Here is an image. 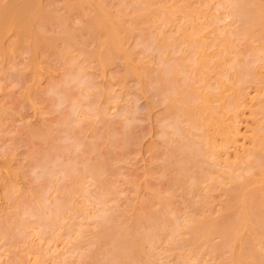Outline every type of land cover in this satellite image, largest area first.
<instances>
[{"label": "rangeland", "instance_id": "rangeland-1", "mask_svg": "<svg viewBox=\"0 0 264 264\" xmlns=\"http://www.w3.org/2000/svg\"><path fill=\"white\" fill-rule=\"evenodd\" d=\"M11 1L12 0H0V13H1L0 17L2 15V12L4 14L2 18H0L3 19V21H0L1 22L0 28L3 34L2 35L0 31V34L2 35V37L0 36L2 40V41L0 40V264H91V263L100 264V262H102L103 260L109 261V259H111L110 257L109 259L107 258L109 256V253L107 254L108 256H106L105 254L109 252L110 246L113 244L111 243V245H109L110 244L109 240L116 239V237H118L117 238L118 243L116 242L117 254L118 253H119L118 255L124 254L122 259L120 258L121 262L122 261L126 263L129 262L131 264H138V263L160 264L162 262H163L162 264H164L165 261L166 264H186V263L192 264L193 262H194L193 264H197V263L239 264V262L241 264H260V262L264 264L263 261L264 238L262 237L264 232L262 234L261 231V230L264 231V220H263L264 208L261 209L259 208L264 206V153L262 154V152H264V144H263L264 139H262L263 142L262 144H260V146H256L255 144H253L251 138L245 139L253 135L252 132L255 131L256 126L257 128L259 127L258 129L264 130L263 129L264 117L263 118L261 117L260 119L262 121L260 125L262 124L263 127L259 126L258 123L261 121L257 122L254 119V116L256 115L253 116L250 112L254 107L250 108L248 105L251 103L250 104L251 106L255 98L252 97L253 99L252 100L251 96L255 94L257 95L258 94L257 92L261 91V89H262L261 95L264 94V93L262 94V92L264 91L263 88L264 70H262L264 69V61H263L264 44H262V41L256 39L257 41L254 40L252 43L251 40L249 42V40L245 38L241 39V37H243L242 35H240V39H238L234 31L238 32L241 29L240 28L241 26L239 27L237 23H234L235 20L233 22L230 21L232 20L231 17H227L226 20L224 18V20L220 21L218 24L222 26V24L223 23L225 24V22L233 23L229 27L230 29H233L231 31L234 36L232 34L229 35L230 37L232 35V37H234L235 40L238 39L239 42L235 40L232 41L233 39L231 37L230 39L231 42L233 44L238 42V44L236 43L235 45H233L234 48L233 51L228 52L229 54L225 55L224 57L225 60L224 59L221 60L224 61L222 63L223 65H221L223 67L221 68L220 66L218 67L213 66L212 68L209 69V72L210 70L212 72L207 74L209 75L208 77L211 78L209 79L205 78L207 82L211 80L210 81L211 83L209 82V84L212 85L209 87V89L211 90V87L212 89H214L215 88L214 86L217 85L218 82L215 78L217 75H220L218 74V72H220L221 70H224L225 68L229 70L233 66L232 69H230V71L236 73L238 72V70H242L241 68L243 66L244 67L246 66L245 68H249V69L251 68L250 69L251 74L249 73V69L246 72L245 70L241 73L240 71L238 72L241 75L240 77L241 79L244 78L243 80L245 81L248 80L249 82H245L246 83L245 84L243 80H241L239 77L237 78L236 76L238 75H236L235 83L238 82L237 80L239 79L240 81L239 83L241 85L237 86V84L239 83H236V85L234 83L231 86H227L228 88L225 87L227 88L226 90H223L225 95L227 92L226 96L232 97V95H236L239 92L238 90H240L239 88L243 86L242 88L245 87L244 91L241 88L242 92L243 93L245 92L243 98L247 99L245 100V103L248 101L247 104H244L245 107L244 109L243 106L242 108L240 107L238 109L234 108V106H231L232 108L231 110L234 109L235 112L233 111V113L231 114L232 116L231 115L230 116L234 118L233 120L234 122L233 121L232 122L235 125L233 124V126L234 129L238 128V130H236V132L238 131L237 138H240L238 139L237 142L238 144L235 143L234 145H232L231 143H229L230 145L226 148L227 153L225 154L221 150V146H220V152H223L220 153L221 155L223 154L221 159L225 160L224 158L228 157L227 155H230L228 162L229 163H231L232 161H234L233 163L237 162L236 163L237 166H233V167L235 168L237 167L238 169L240 168L241 171L243 169L244 173H242L240 170L237 169V171H239V173L243 175V177L240 179V176L242 175H240L239 173L237 174L235 168L232 167L231 169L233 170H231L230 168L228 169L227 166H224L225 164L226 165L228 164L227 161L224 162L221 160V162H224L221 165L219 159L218 160L219 163L217 162V164L214 163L215 165H213L211 163V160L209 161L208 159H206V155H204L203 151H202L203 153L198 152V149H200L201 146L199 145L198 148H196L197 145L195 141L200 140L201 137L199 139L198 135L190 136L192 135L190 132L192 129L184 125V123H186L184 122L186 119L184 120V117H180L178 114V110L176 108L178 104L176 102H179L176 100L178 97L185 96L186 94L185 97H188V101L190 100L189 103H191V105H194L195 102L199 101V98L198 101L194 99H196L199 96L198 92H196L197 90L196 88L199 86L198 82L200 80L199 81L197 80L200 79L199 78L200 76H202V73H200V71L199 73L197 71V73L201 75H197V73H195L194 64L187 65L188 63H190V61H192L190 60L192 58L191 56H188L186 58L187 61L181 60L182 59L181 56H183V58L185 59V57L189 54V52L187 51L191 47H188L187 44L185 43L186 44L185 45L183 42L181 43V45H178L180 41H183L182 36L180 35L181 37H179V34H181V30L178 29V26L176 24L179 23L181 19L180 14L178 16L180 19H178L176 22L174 20H171V22L167 21L168 23H165V21L163 20L158 21V19L162 17V13H163L162 9L159 8V4L157 3L158 0L157 1L156 0H14L12 2ZM153 1H154V6L152 4ZM172 1L173 3L175 2L177 6L181 7V3L184 4L182 6H185L186 3L187 4L189 2L193 3L192 1L194 0L192 1L178 0V2H176L177 0H170V1L162 0V5L165 7H171L172 5H174L173 7H171V9L172 8L178 9V7L175 5V3L173 4ZM216 1L213 0V2L215 3ZM260 1L264 2V0H260ZM158 2L161 3V1ZM215 3L214 6L216 7L217 4ZM148 4L149 5L152 4L153 7L150 5L151 6L150 8H154V10H152L153 12L149 11ZM218 7L215 10L211 9L213 10L212 12L217 13L216 11H218ZM5 8L7 10H5ZM98 10H100L105 15H107V18L109 17L106 20L109 23L104 22V24H109L110 30L112 29L111 33H113L116 36L117 34H119L120 41H123V46L121 44L122 52L119 53L117 52L116 55H114L111 58L109 55H108L109 58H107L106 55L107 59L102 58L103 59L102 62H100L101 60L97 59L95 55H97L98 52H100V50L102 51L103 45L106 48L107 45H105L106 43L104 41L106 40V36H103L102 33L100 32L93 31L94 29L92 25H90L92 24L90 23V21L92 22V19L93 20L97 19L101 21V18L98 15ZM148 12H150L151 14ZM220 13L222 12L220 11L219 14ZM21 14L24 17H22ZM155 14L157 15L160 14L159 16L161 17L158 16L159 18L157 19L156 18L157 16ZM115 15L117 16L114 17ZM153 15L155 17H151ZM23 18H25V20ZM116 23H120V24H116ZM234 25L235 27L237 26L238 29L237 27L235 28ZM96 33L97 34L100 33V34L96 35ZM159 33L161 35H159ZM163 35L164 37L166 35V38H163L162 37ZM99 36H103V37H99ZM81 37L82 39H84V41L81 39ZM159 37L163 38L162 42H160ZM167 37H169V39L172 40H170L169 42V39H167ZM178 37L180 40L178 39ZM177 39L179 42H177ZM245 40L247 41L245 42ZM252 44H254L255 46L257 45L258 50L255 47L256 48L255 50L257 51L253 49L254 45ZM184 45L187 46L186 47L188 48L187 51L186 49H184ZM250 46L252 47L251 50L249 48ZM155 47L156 49H154ZM174 48L175 49L177 48L176 49L177 52L174 50ZM230 48L232 50V47ZM252 49L254 50V52ZM172 50H174L175 52ZM103 51L101 53H103ZM124 52L127 54L125 55ZM191 53L193 52H190V55L193 56V54ZM259 54L260 56L262 55L261 60L257 59L258 58L257 56ZM99 55L100 54H98L97 56ZM127 55H129L128 57L129 60L125 58ZM174 56L176 58H174ZM229 56L230 57L233 56L232 58L234 59V60H231L232 58L230 59L232 61L230 62V65L233 64L231 67L230 65L229 67H227L230 61ZM177 57L180 58L179 61L181 63H184L183 65L185 64L187 65L184 66L186 68V71L185 70L183 71L182 69L180 70V68L184 69V67H182L183 65L180 66L181 65L180 62L179 63L177 62L176 60L178 59ZM254 57H256V60L254 59ZM235 58L239 61V63H235V61L237 62ZM165 59L167 60L169 59V60L165 61ZM241 59L244 60V62H246L247 65L246 64L244 65V62ZM162 61L167 63L171 61V63L174 65L168 63L166 66L164 65V68H162L163 67L162 64H165ZM240 61L241 64H243L241 65L242 67L240 66ZM106 62L107 64H105ZM251 62H253L252 63L253 65L251 64ZM129 63L132 65L134 64V66H131ZM125 65H127L128 67H126ZM169 66L172 67L170 68ZM236 66L237 69H235ZM131 67L133 69L137 68V70H139V75H136L138 78L135 75L125 71ZM165 67L167 69L169 68V71H167L169 74L165 72L167 70ZM160 69L161 71H164V73L159 72ZM162 69H166V70H162ZM253 69H256L258 72H260V75L258 76L259 73ZM140 70H142L141 73ZM189 72H191L189 74L190 80H188ZM159 73H161V75ZM183 73H185L186 75H184ZM159 76L161 78L163 77L162 78L163 80H161ZM193 76H199V77H195L196 79L197 78L198 79L193 80L192 79L194 78ZM224 76L225 75H223V77ZM175 77H179L180 79ZM181 77L184 79L186 78L188 82L192 80L191 82L195 81L194 83H196L197 81V85H196L197 87L195 86L194 83L190 82V85L186 88L187 91H185V89L183 88H185V84L187 85L188 83H186L187 82L186 79H185L186 82L182 81ZM219 77L220 79L223 78L220 75L217 77V79H219ZM253 77L255 81L252 80ZM259 77H261L262 79ZM224 78H227V76ZM64 79L66 82H68L67 83L68 85L65 84L66 82L64 83ZM170 79H172L171 82ZM232 79L234 80V76L232 77ZM160 80L163 81V83ZM212 81H214V83ZM80 82L81 84H79ZM77 83L79 84L78 86H76ZM86 83L90 84V88H88L89 85H87ZM158 85L161 86L159 87ZM60 89L63 90L61 91ZM69 89H71L70 92H67L69 91ZM179 89H181V91L184 90V92L180 94V92H178ZM192 89L195 90L198 96L196 95L194 90L192 91ZM209 89L207 88L206 90ZM173 90H176L177 92V93L175 92L176 95L172 93ZM65 92H67V94ZM106 92L111 95L107 94ZM168 93L170 95V98L166 99V97H169V95H167ZM191 93L194 95L192 96ZM224 93L221 94V97H223ZM57 94L59 96H57ZM77 96L79 97L78 99ZM229 97L220 98V100L217 101V103H215L214 105L218 107L220 105V101L224 103L225 100H226L225 104H227V102L231 100L229 99ZM74 99L75 102L71 103L72 100L74 101ZM87 99L90 103L87 101ZM170 101L173 102V105H171L172 103H170ZM191 101L194 103L192 104ZM59 103L62 105H60ZM56 104L59 105V107ZM76 104H81L80 106L82 110H84L83 113L80 114L72 113L74 109L73 107H75ZM89 104L90 105L92 104L93 106L89 107ZM260 104H257L258 108L261 107L264 103L261 106ZM179 105H182L181 102H179L178 106ZM239 110L241 113H239ZM262 111H264V109ZM262 111L261 113H258L257 115V117L259 116L258 118H260V116H264ZM234 113L237 114L235 115ZM175 116L179 117L178 120L182 123V125H184L183 127L187 128L184 129L186 130L185 135H176L175 133H173L174 132L173 128H170L171 126L169 125L172 123L171 118L173 119V121L175 119L176 122H179ZM180 118L183 119L184 121L180 120ZM165 123H167L168 126ZM162 124L163 125L165 124V126L162 127ZM186 125H189L188 122L186 123ZM164 131H169V133L166 134ZM163 132L166 135L163 134ZM195 133L203 135V132L201 131H197ZM180 136L182 137L180 138ZM183 136L186 140L183 138ZM217 139H219L217 142L221 144L224 143L223 136L217 135ZM192 142L195 143L194 144L195 146L192 145L193 144ZM183 143H187L185 144L186 146ZM188 143H191V145L189 146ZM187 145L189 147H187ZM261 145L263 147H261ZM192 147H195L197 151L195 148L192 149ZM245 147L247 149L253 147V152L256 151V154L255 153L254 155L252 154L251 156L252 158L250 157L251 155L250 154L249 157L243 159L244 151L246 149ZM183 150H185V152ZM199 151H201V149ZM181 152H183V155ZM239 152H241L242 154H240ZM188 154H190V156H186ZM239 154L240 156L241 155L243 156L240 157ZM190 157H192V159H190ZM240 158L243 159L242 160L243 162L240 161L241 160ZM175 159L178 161H175ZM246 159L247 160L250 159V160L247 161ZM201 160L202 163L200 164L199 162ZM258 160L260 163H258ZM261 160L263 161L261 162ZM197 164L198 165L200 164L201 165L200 167L202 169L200 167L197 168L198 166H195ZM206 164L209 165L210 167L212 166V168H210L209 166L207 167ZM243 165L244 167H242ZM250 165L251 166L253 165L255 167L253 166L251 167ZM87 166L88 168L93 167L94 169H97L99 171L100 173L99 176L101 177L97 178L96 180L97 184L95 183L96 181L94 178L92 179L91 176L87 175L86 173ZM240 166L242 167V169ZM181 167H183V169ZM204 167L206 169L210 168L211 172L209 169L205 170ZM107 168L109 169L107 170ZM250 168H253L254 170H251ZM185 169L187 171H185ZM248 169L250 170L247 172L246 170ZM203 171L204 174L213 172V174L210 175H212L213 178H215V180H213L214 182L211 181L210 179L207 181V179L200 178L201 176H199V180H197L199 182L197 183L194 176L196 175L197 172H203ZM251 171L254 175H252ZM228 172H230V174ZM231 172H233L232 175ZM187 173H189L190 175ZM183 174H185L184 176L187 175L188 178L187 177L184 178ZM66 175L67 176L69 175L68 176L69 178ZM228 175L229 176L231 175L230 177L236 176V178H238L239 181L238 180L237 182L232 181ZM220 176H224V177H220ZM177 177L178 178L181 177L180 180H178L180 184L177 183L176 181ZM101 178H103L102 183H101ZM188 179L191 182H189ZM192 179H194L196 182H194V180L192 181ZM243 181L246 182H244L243 184ZM171 182L172 183L176 182L177 184L176 183L172 184ZM208 183L211 184L212 186L209 185ZM104 185L106 187L109 185V187L111 188L108 187L107 190H105L106 187ZM177 185H179L180 187ZM185 185L186 187L188 185L189 189L188 187L185 188ZM193 185H194V189H193ZM213 185L216 188H214ZM95 186H96V190L94 189ZM186 189H188L189 191ZM102 190L105 191V194ZM81 191L82 193H84V195L81 193ZM66 192L67 194H65ZM85 192H88L89 194ZM80 193L83 195V197L81 196ZM92 194L101 195L102 200L107 201V203L103 201L105 203L102 202L101 205L99 203H98L99 205L98 204L96 205L93 202V198L91 197ZM74 195H76L77 198ZM158 195H160V197H158ZM84 197H87L86 198L87 200H85ZM160 198L163 200H161ZM72 199H74V201ZM83 199L86 202L89 200L91 201L88 202L89 204L87 203V205H85L86 203L83 201ZM71 200L72 202H75V200L77 202L78 201L81 202V204L79 205L80 207L78 208L79 211L72 209L76 211L74 212L70 209L73 208L72 207L73 203L67 201H71ZM245 200H247V203ZM243 201L245 202V204ZM54 202H56L57 204ZM82 202L85 203L84 204L85 206H83ZM90 202L92 204H90ZM241 202H243V205L246 206V211H248L247 213L248 217L249 216L251 217V215L253 217L254 215L253 219L251 217L248 220L250 221V219H252L251 220L252 222L250 221L252 224L250 222H247L243 226V229L242 227L240 229L241 231L239 233L241 234L240 236L242 238L239 239H243L244 241L243 240L239 241V239L235 241L230 240V237L223 238L221 237L220 234H218V232L215 233V231L214 233L211 232V235H209L208 237H207L208 233L207 234L206 232L203 233L202 230L203 226L201 224L204 225L206 224L205 228L207 227V225H212L213 222L214 223L216 222L219 226H221V224L226 225L227 222L230 224L237 218L238 219L241 218L243 216V212H242L243 209ZM53 203L55 204L54 206ZM58 203L59 204L70 203V204H68L67 206L62 205L66 207L65 213L63 212L65 214V217L64 219L59 221L60 222L59 224H61V228L56 229L57 226L59 227V224L55 227L56 229L55 232H57V234H60L58 235V237L61 236L59 240L55 243V241L49 240L50 238L49 234H46L45 232L43 233L39 230L41 225H39L38 222L39 223L42 222L44 219L43 217L44 216L46 217L49 211L54 212L53 210H55V206L58 205ZM238 204L241 205V207ZM259 204L260 205L263 204V205L260 206ZM46 205L48 207L51 206L53 208H48V207L45 208ZM68 207L70 208L67 210ZM99 207H100L99 213L101 214L102 211L103 214H105L107 211L108 214L110 211L108 215H101V219L105 218L104 216H107L108 223L106 220H103L104 221L103 223L100 222L102 224L105 223V225L108 226V228L106 226V228L108 229V231L106 230L107 235L110 234L113 237L115 233L117 234L119 232V235L112 239H110L111 236L109 235L110 237L109 240H106L107 242L104 240H99V238L95 237L97 236L95 232L97 231L99 232V230L102 229V228H98L97 225L98 223L95 224V222L100 220V214L97 213L98 210H96L97 208L99 209ZM105 209L107 210L106 212ZM68 211H70V213ZM88 211L92 213H89ZM164 211L167 212L165 213ZM37 212L38 214H36ZM171 212L173 215H171ZM256 212L257 213L259 212L263 217L261 216L262 218L260 219L259 213H258L259 218L256 217L255 216L257 214ZM51 214L53 213H50V215ZM148 214L149 215L151 214L152 217H150ZM39 215L41 216V218L39 217ZM95 215L99 217L98 218L99 220L96 218ZM108 216H111L109 217L111 220H109ZM93 217L96 219H94ZM148 217L150 219H147ZM152 218H154V220ZM174 218L175 220H177L178 218L177 220L179 221L178 223H181L182 225L186 224L189 221L188 223L190 224V226L188 225V223H187L188 225L187 228L186 226H181V227L179 226L177 228L178 230L175 229L174 234H171L170 232H172L174 229L172 225L173 227L172 231H169L168 234L167 233L168 228L171 226L170 221H174ZM136 219L138 220L139 223L136 221ZM183 219L185 220L183 221ZM218 219H220V221ZM261 220L263 221V223ZM151 221L154 226L151 224ZM153 221L154 222L157 221V223H154ZM257 221L262 225L260 226L257 223ZM78 222L79 224H77ZM198 222H200L201 224H197ZM254 222H256L255 223L256 225H254ZM19 223L21 224V227ZM161 223L165 225L163 226ZM194 223H196L201 227L200 231H202V233L199 230L195 229L194 226L196 224L192 225ZM249 224H251L252 226H249ZM158 225L159 227H161V229L159 228V231L157 230ZM124 226L126 227L122 229ZM136 226H139L138 229ZM140 226H142L143 228ZM146 228L149 229L148 230L149 232H147ZM247 229H249V231ZM130 230H134L135 233L134 231H130ZM151 230L153 231L151 232ZM169 230H171V227ZM140 231L141 233H139ZM175 231H177L178 233L176 232L177 233L176 234ZM191 231H194V233L196 234L193 235ZM37 232L38 234L40 232V234L38 235ZM121 233L123 236L120 235ZM128 233L129 234L132 233L131 234L132 239H131V235H129L130 239L128 238L129 237ZM142 235L143 236L145 235L147 240L146 238L142 240L140 238ZM174 237L175 238L177 237L178 239H175ZM202 238L204 241L202 240ZM66 239H68V241ZM223 239L225 240V242L223 241ZM88 241L89 243H87ZM92 241H95L98 246L96 244H92ZM122 241L124 242L121 243ZM226 241H228L227 242L228 244L226 243ZM130 242L131 243L133 242V245L135 244L137 245L139 242H141L142 244L139 243L137 246H134V248L132 249V246H130L131 248L127 246L128 244L129 245L131 244ZM231 242H233V244ZM246 242H248L249 244L248 243L246 244ZM32 243L33 244L35 243L36 245L35 244L33 245ZM52 243L55 244L56 252H55V248L52 247ZM85 243H87V245ZM234 244H236V246ZM88 245L91 246L94 245V246L89 247ZM117 245H119L120 247ZM216 245H218V247ZM83 246L85 247L88 246V247L83 248ZM211 246L217 247V250L216 248L214 249V247L212 248ZM137 247H138V251H136ZM113 248L115 250L114 246ZM46 249L48 251H46ZM86 249H88L89 251ZM211 249H213L214 251H212ZM85 251H88V253H86ZM132 251H134V254H132L133 253ZM195 252L197 254H195ZM93 253L95 254L94 257H92V255H94ZM129 253L131 254L132 257L128 256L130 255ZM55 254H56V258L53 256ZM89 254H90V258H89ZM113 254L114 257L117 255L115 253ZM233 255L235 259L233 258ZM243 255L245 258L243 257ZM42 257L44 258V260ZM119 257L118 256L116 257L118 258L116 261L119 260ZM130 257L133 258V260L131 259V261L134 263L130 262ZM162 259L163 261L161 262ZM247 259L249 261L246 262ZM69 260L72 262H69ZM105 262L107 263V261ZM101 264L104 263L102 262Z\"/></svg>", "mask_w": 264, "mask_h": 264}, {"label": "bare ground", "instance_id": "bare-ground-1", "mask_svg": "<svg viewBox=\"0 0 264 264\" xmlns=\"http://www.w3.org/2000/svg\"><path fill=\"white\" fill-rule=\"evenodd\" d=\"M12 1H14V0H12ZM11 1V2H12ZM157 1V0H156ZM158 1H161V3H159ZM157 1V3L159 4V8H161L162 9V11H163V13H162V17L161 16H159V15H157L158 14V12H157V14H155L157 17V19L159 18V17H161L160 19H158V21H160V20H163V21H165V23H168L167 21H170L171 22V20H174L175 22L178 20V19H180L178 16H179V14L181 15V19H180V21H179V23H176L177 24V26H178V29L179 30H181V34H179V37H181L182 36V38H183V41H178V39H179V37H178V39H177V42H179L178 43V45H181V43L183 42L184 44L186 43L187 44V46L188 47H191L190 49L191 50H193V51H191L190 49H188V48H186L187 46H185L184 45V49H186V51H187V49H188V51L187 52H189V54L185 57V59L183 58V56H181V60L183 61V60H185V61H187L186 60V58L188 57V56H191L189 59L190 60H192V61H190V63H188L187 65H192V64H194V66H195V73H197V71H198V73H199V71H200V73H202V76H193L194 78H192L193 80H197L195 77H199L200 79H198L197 81H199L198 83H199V86L197 87L196 85H197V81H196V83H194L195 81H193V82H191V83H194L195 84V86L197 87L196 89V92H198V95H197V93L195 92V90L194 89H192V91L194 90V92L196 93V95L198 96L196 99H194V100H197L198 101V98H199V101L198 102H195V104L194 105H191V103H189L190 102V100L188 101V97H185L186 96V94H185V96H180V97H178L176 100L177 101H179V102H181V104L182 105H179L178 106V104H179V102H176V103H178L177 104V110H178V114H179V116L180 117H184V120L183 119H181L180 118V120H183L184 122H188V124L189 125H186V123H184V125L185 126H188V127H190L192 130L190 131L191 132V134L192 135H190V136H194V135H198V138L200 139V137H201V139L200 140H197V141H195V143H196V148H198V146L200 145L201 146V151H199L200 149H198V152H204V155H206V159H208L209 161L211 160V163L213 164V165H215L214 163H216L217 164V162L219 163V161H220V163H221V165L224 163V162H226L227 161V165L225 164L224 166H227L228 167V169L230 168H232L233 166H237V162L236 163H233L234 161H232L231 163H232V165H231V163H229L228 162V160H229V156L230 155H227L228 157H225L224 159L225 160H222L221 158H222V155L220 154V153H223L224 152V154L225 153H227V147L230 145L229 143H231L232 145H234L235 143H237L238 142V139H240V138H237V132H236V130H238V128L237 129H234V126H233V120H234V118H232L231 116V114L233 113V111H234V109L233 110H231L232 108H231V106H234V108H242V106H243V109L245 108L244 107V104H247L248 103V101L245 103V100H247V99H244L243 97H244V93L242 92V89H243V91H244V88H239L240 90H238L239 92L236 94V95H232V97L230 96H226L227 95V92H226V95H225V93L223 92V90H226L228 87L227 86H231V85H233L234 83H235V76L236 75H238V76H236L237 78L239 77H241V75L238 73L239 71H240V73L241 72H243L244 70H245V72L246 71H248V69L249 68H245L244 66L242 67L241 65H243V64H241V61H240V66L242 67L241 69L242 70H238V72H236V73H233V72H231L230 71V69H232V65H230V62H232L231 60H234L232 57H228L229 58V64L227 65L226 63V65H227V67H229V65H230V69L228 70V69H224V70H221V69H219V70H221L220 72H218V74H220L221 75V77H223V75H225L224 77H226L227 76V78H221L220 79V77H219V79H217V77L218 76H220V75H217L216 76V80H217V85L216 86H214L215 88L214 89H212V87H211V90L209 89V87L210 86H212L211 84H209V82L211 81V80H209L208 82L206 81V79L208 78H211V77H208L209 75H207L208 73H210V72H212L211 70H210V72H209V69L210 68H212L213 66H216V67H218V66H220L221 68L223 67V66H221V65H223L222 63L224 62V61H221L222 59H224V57H225V55L226 54H229L228 52H231V51H233V45H235L236 43L238 44V39H240V35H242L243 37H241V39L243 38H245V39H247V40H249V42H250V40H251V42L253 43V41L255 40V41H257L256 39H258L259 41H262V44H264V2H261L260 0H215L216 1V3L215 2H213V0H194L195 1V3H194V1H192L193 3H188V4H190V5H188L187 3L185 4V6H182V5H184V4H182L181 3V7L180 6H177L176 5V3H175V5L178 7V9H176V8H172L171 9V7H173L174 5H172L171 7H165V6H163L162 5V0H158ZM170 1V0H169ZM19 2H21V1H19ZM176 2H178V0L176 1ZM184 2V1H183ZM83 3V2H82ZM152 3V2H151ZM172 3H173V1H172ZM173 3V4H174ZM214 3L215 4H217L216 5V7L214 6ZM8 4H10V3H8ZM153 6H154V1H153ZM152 4H150L151 6H152ZM164 4H165V2H164ZM180 4V3H179ZM212 4V5H211ZM89 5V4H88ZM92 5V4H91ZM96 5H97V3H96ZM149 4H148V9H149V11L151 12L152 10H154V8H150L151 6H150ZM5 6H7V5H5ZM19 6V5H18ZM152 6V7H153ZM212 6H213V8H212ZM219 6V7H218ZM9 7H10V5H9ZM99 7V6H98ZM215 7V8H214ZM218 7V11H216L217 13H213L212 11L213 10H215L216 8ZM3 8H4V6H3ZM12 8V7H11ZM158 8V7H157ZM211 9H213V10H211ZM3 10V9H2ZM5 10H7L6 8H5ZM18 10V9H17ZM16 10V11H17ZM101 10V9H100ZM100 10H98V15H99V17L101 18V21H99V20H97V19H92V22L90 21V23H92V24H90V25H92V27H93V31H95V32H100V33H102V35L103 36H106V40H104L105 41V45H107L106 46V48H105V46L103 45L102 46V51H103V49H104V51H103V53H101L102 51L100 50V52H98V54H100L99 56H97V55H95L96 57H97V59H99V60H101L100 62H102L103 61V59L102 58H106V55H107V58H109L108 57V55L110 56V58L111 57H113L114 55H116V53L118 52H122L121 51V44H122V46H123V41H120V36H119V34H117V36L116 35H114L113 33H111L112 31V29L110 30V27H109V24H104V22H107L106 20L109 18H107V15H105L103 12H101ZM144 11V10H143ZM142 11V12H143ZM222 12V13H220L219 14V12ZM5 12V11H4ZM150 12H148V13H150ZM153 12V11H152ZM94 13V12H93ZM95 13H97V12H95ZM155 13V12H154ZM160 13V12H159ZM1 14V13H0ZM6 14V13H5ZM8 14V13H7ZM113 14V13H112ZM147 14V13H146ZM151 14V13H150ZM4 14H3V12H2V15H1V17L0 18H2V16H3ZM11 15V14H10ZM9 16V15H8ZM21 16H22V14H21ZM95 16V15H94ZM117 15H115L114 17H116ZM159 16V17H158ZM15 17V16H14ZM22 17H24V16H22ZM114 17H113V19H114ZM119 17V16H118ZM117 17V18H118ZM151 17H155L154 15L153 16H151ZM227 17H231L232 18V20H230V21H234V23H237L238 25H239V27L241 28H239L240 30L237 32H235L234 31V33H236L235 35H236V37H238V39L237 40H235L234 39V37H232V35H233V33H232V31L231 30H233V29H230V25L231 24H233V23H231V22H229V23H227V22H225V24L223 25L222 24V26L220 25V24H218L220 21H222V20H224V18H225V20H226V18ZM21 18V17H20ZM97 18V17H96ZM155 18V19H156ZM24 20H25V18H23ZM22 19V20H23ZM165 19V20H164ZM8 20V19H7ZM19 20V19H18ZM91 20V19H90ZM125 20V19H124ZM152 20H154V19H152ZM182 20V21H181ZM0 21H3V19H0ZM17 21V20H16ZM21 21V20H20ZM19 21V22H20ZM88 21V20H87ZM114 21H116V20H114ZM151 21V20H150ZM10 22V21H9ZM154 22V21H153ZM157 22V21H156ZM1 23V22H0ZM5 23V22H4ZM86 23V22H85ZM107 23H109V22H107ZM111 23V22H110ZM121 23V22H120ZM120 23H116V24H120ZM9 24H11V23H9ZM21 24V23H20ZM20 24H18V25H20ZM152 24V23H151ZM158 24V23H157ZM156 24V25H157ZM173 24V23H172ZM172 24H170V25H172ZM226 24H227V27H226ZM1 25V24H0ZM3 25V24H2ZM112 25V24H111ZM114 25V24H113ZM153 25V24H152ZM162 25H163V23H162ZM220 25V26H219ZM236 25V24H235ZM235 25H234V27H235ZM121 26H122V24H121ZM155 26V25H154ZM160 26H161V24H160ZM115 27V26H114ZM126 27V26H125ZM237 27V26H236ZM235 27V28H236ZM117 28H119V27H117ZM122 28V27H121ZM158 28H159V26H158ZM161 28V27H160ZM173 28V27H172ZM209 28V29H208ZM233 28V27H232ZM237 29H238V27H237ZM237 29H235V30H237ZM162 30H163V27H162ZM172 30H174V29H172ZM0 31H1V28H0ZM116 31V30H115ZM118 32V31H117ZM157 32V31H156ZM174 32V31H173ZM99 33V34H100ZM104 33H105V35H104ZM119 33V32H118ZM164 33V32H163ZM162 33V34H163ZM171 33V32H170ZM1 34H2V31H1ZM0 34V36L2 37V35ZM36 34V33H35ZM99 34H97L96 33V35H99ZM167 34V33H166ZM178 34V33H177ZM229 34H232L231 35V37H232V41H238V42H236L235 44H233L232 42H231V37H230V35ZM159 35H161L160 33H159ZM181 35V36H180ZM212 35V36H211ZM34 36V35H33ZM95 36V35H94ZM103 36H99V37H103ZM175 36V35H174ZM208 36H209V38H208ZM212 38H211V37ZM234 36V35H233ZM163 38H166V35H165V37H164V35L162 36ZM160 38V42H162L163 40V38ZM67 38V37H66ZM65 38V39H66ZM76 38V37H75ZM74 38V39H75ZM173 38V37H172ZM81 39H82V37H81ZM103 39V38H102ZM101 39V40H102ZM122 39V38H121ZM167 39H169V37H167ZM174 39H175V37H174ZM0 40H1V38H0ZM67 40V39H66ZM83 41H84V39H82ZM100 40V41H101ZM123 40V39H122ZM159 40V39H158ZM166 40V39H165ZM170 40H172V39H169V42H170ZM180 40V39H179ZM247 40H245V42L247 41ZM2 41V40H1ZM103 41V42H104ZM168 41V40H167ZM168 42V43H169ZM176 42V41H175ZM175 42H172V43H175ZM244 42V41H243ZM76 43V42H75ZM144 43V42H143ZM241 43V42H240ZM239 43V44H240ZM167 44V43H166ZM258 44V43H257ZM260 44V43H259ZM168 45V44H167ZM166 45V46H167ZM170 45H171V43H170ZM252 45H254V44H252ZM164 46V45H163ZM163 46H162V48H163ZM174 46H176V45H174ZM246 46V45H245ZM263 46V45H262ZM32 47V46H31ZM85 47V46H84ZM104 47V48H103ZM230 47H232V50H231V48ZM257 48V50H258V47H257V45L255 46H253V49L255 50L256 48ZM264 47V46H263ZM123 48V47H122ZM160 48V47H159ZM161 48V49H162ZM165 48V47H164ZM182 48H183V46H182ZM250 48V50H251V46L249 47ZM248 48V49H249ZM154 49H156V47L154 48ZM166 49V48H165ZM177 49V48H176ZM176 49L174 48V50L176 51ZM247 49V48H246ZM252 49V50H253ZM259 49H260V47H259ZM124 50V49H123ZM149 50V49H148ZM163 50V49H162ZM174 50H172V51H174ZM228 50H230V51H228ZM236 50V49H235ZM254 50H253V52H254ZM257 50H255V51H257ZM127 51V50H126ZM125 51V52H126ZM171 51V52H172ZM174 51V52H175ZM181 51V50H180ZM124 52V53H125ZM128 52V51H127ZM177 52V51H176ZM190 52H193V53H191V54H193V56L192 55H190ZM235 52V51H234ZM95 53V52H94ZM143 53V52H142ZM233 53V52H232ZM237 53V52H236ZM246 53V52H245ZM244 53V54H245ZM127 53H125V55H126ZM159 54V53H158ZM163 54V53H162ZM176 54V53H175ZM238 54V53H237ZM254 54V53H253ZM174 55V54H173ZM224 55V56H223ZM233 55V54H232ZM241 55H243V54H241ZM247 55V54H246ZM76 56H77V54H76ZM163 56V55H162ZM180 56V55H179ZM185 56V55H184ZM262 56V55H261ZM261 56H260V54L257 56L258 58L257 59H260L261 60ZM99 57V58H98ZM128 57H129V55H127L125 58L126 59H128ZM260 57V58H259ZM72 58V57H71ZM106 58V59H107ZM171 58V57H170ZM173 58V57H172ZM174 58H176L175 56H174ZM178 59H176L177 60V62L179 63L180 61V58L179 57H177ZM237 58V57H236ZM235 58V59H236ZM242 58V57H241ZM249 58H251V57H249ZM248 58V59H249ZM96 59V60H97ZM114 59V58H113ZM189 59H188V61H189ZM216 59H218V60H216ZM247 59V58H246ZM245 59V60H246ZM253 59V58H252ZM254 59L256 60V57H254ZM253 59V60H254ZM98 60V61H99ZM105 60V59H104ZM129 60V59H128ZM167 59H165V61H166ZM169 60V59H168ZM167 60V61H168ZM176 60H174V61H176ZM225 60V59H224ZM226 60H227V58H226ZM237 60V59H236ZM242 60V59H241ZM263 60V59H262ZM131 61V60H130ZM173 61V60H172ZM243 62H244V60H242ZM264 61V60H263ZM128 62V61H127ZM163 62V61H162ZM176 62V63H177ZM242 62V63H243ZM34 63V62H33ZM104 63V62H103ZM112 63V62H111ZM163 63H165V64H162L163 65V67H162V65H161V67L162 68H164V65L166 66L168 63H171V61H169L168 63L167 62H163ZM177 63V64H178ZM235 63H239V61L237 60V62L235 61ZM234 63V64H235ZM253 62H251V64H252ZM255 63V62H254ZM37 64V63H36ZM105 64H107V62L105 63ZM130 64V63H129ZM159 64V63H158ZM172 64V63H171ZM180 66H182L184 63H181L180 62ZM246 64V62H244V65ZM257 64V63H256ZM263 64V63H262ZM38 65V64H37ZM131 66H134V64L132 65V64H130ZM172 65H174V64H172ZM186 64L185 65H183L182 67H184V66H187ZM236 65V64H235ZM235 65H234V67H235ZM247 65V64H246ZM253 65V64H252ZM77 66V65H76ZM126 67H128L127 65H125ZM140 66H142V65H140ZM179 66V67H180ZM238 66V65H237ZM237 66H236V68L235 69H237ZM168 67V66H167ZM170 68L172 67V66H169ZM175 67V66H174ZM193 67V66H192ZM191 67V68H192ZM219 67V68H220ZM252 67V66H251ZM103 68V67H102ZM132 68V67H131ZM131 68H129V69H127V70H125V71H127L128 73H131V74H133V75H139V70H137V68H135V69H131ZM166 68V67H165ZM243 68H245V69H243ZM259 68V67H258ZM140 69H141V67H140ZM167 69V68H166ZM166 69H162V70H166ZM173 69V68H172ZM176 69H177V67H176ZM185 70L186 71V68L184 67V69L183 68H180V70ZM188 69V68H187ZM218 69V68H217ZM239 69V68H238ZM251 69V68H250ZM250 69H249V73H250ZM257 69V68H256ZM256 69H253V70H256ZM261 69V68H260ZM82 70V69H81ZM174 70V69H173ZM179 70V69H178ZM191 70V69H190ZM193 70H194V68H193ZM253 70H252V72H253ZM262 70H264V69H262ZM141 71L142 70H140V73H141ZM167 71H169V68L165 71L167 74H169ZM192 71V70H191ZM224 71V72H223ZM235 71H237V70H235ZM257 71V70H256ZM255 71V72H256ZM261 71V70H260ZM84 72V71H83ZM159 72H163L164 73V71H161V69H160V71ZM177 72V71H176ZM258 72V71H257ZM263 72V71H262ZM261 72V73H262ZM142 73H144V72H142ZM165 73V74H166ZM182 73V72H181ZM191 72H189L188 73V76H189V74H190ZM194 73V72H193ZM197 73V75H201V74H198ZM217 73V72H216ZM259 74H258V76L260 75V72H258ZM127 74V73H126ZM158 74V73H157ZM160 75H161V73H159ZM184 75H186L187 74V72H186V74L185 73H183ZM247 74H248V72H247ZM251 74V73H250ZM249 74V75H250ZM257 74V73H256ZM65 75H66V73H65ZM69 75V74H68ZM84 75V74H83ZM86 75V74H85ZM194 75V74H193ZM211 75V74H210ZM252 75H253V73H252ZM163 76V75H162ZM168 76V75H167ZM171 76V75H170ZM173 76H174V74H173ZM234 76V80L232 79V77ZM255 76V75H254ZM85 77V76H84ZM137 77V76H136ZM160 77V76H159ZM165 77V76H164ZM169 77V76H168ZM180 77V76H179ZM179 77H175V78H179ZM184 77V76H183ZM229 77V78H228ZM243 77H244V75H243ZM242 77V78H243ZM249 77H252V76H249ZM256 77V76H255ZM264 77V76H263ZM65 78V77H64ZM138 78V77H137ZM140 78V77H139ZM161 78V77H160ZM163 78V77H162ZM161 78V80H163ZM182 78V77H181ZM206 78V79H205ZM259 78H261V77H259ZM85 79V78H84ZM141 79V78H140ZM153 79V78H152ZM180 79V78H179ZM184 78H182V81H185V79L183 80ZM241 79V78H240ZM244 79V78H243ZM243 79H241V80H243ZM262 79V78H261ZM154 80V79H153ZM152 80V81H153ZM160 80V81H161ZM171 80L172 79H170V82H171ZM177 80V79H176ZM175 80V81H176ZM187 80V79H186ZM188 80H190V76H189V79ZM188 80H187V82L186 83H188L187 85L185 84V88H183V89H185V91H187V87L190 85V82H188ZM219 80V81H218ZM252 80H254V77H253V79ZM263 80H264V78H263ZM238 82H236V83H239L240 81H239V79L237 80ZM255 81V80H254ZM66 81H65V79H64V83H65ZM154 82V81H153ZM162 83H163V81H161ZM164 82H165V80H164ZM213 83H214V81H212ZM243 82L245 83V82H249L248 80L247 81H245V80H243ZM59 83H61V82H59ZM68 82H66L65 84H67ZM155 83V82H154ZM211 83V82H210ZM236 83H235V85H236ZM79 84H81V82L79 83ZM78 83H77V85L76 86H78L79 85ZM87 84V83H86ZM159 84H160V82H159ZM165 84V83H164ZM180 84V83H179ZM184 84H182V85H184ZM246 84V83H245ZM252 84V83H251ZM259 84V83H258ZM64 85V84H63ZM62 85V86H63ZM68 85V84H67ZM87 85H89V87L88 88H90V84H87ZM86 85V86H87ZM92 85V84H91ZM176 85V84H175ZM214 85V84H213ZM238 85H241L240 83L239 84H237V86ZM242 85H244V84H242ZM248 85V84H247ZM159 86V85H158ZM161 86V85H160ZM159 86V87H160ZM166 86V85H165ZM168 86V85H167ZM237 86H235V87H237ZM170 87V86H169ZM221 87H222V89H221ZM224 87V88H223ZM225 87H227V88H225ZM235 87H234V90H235ZM240 87V86H239ZM247 87V86H246ZM262 87V86H261ZM209 89V90H206V89ZM231 88H233V87H231ZM231 88H229V89H231ZM263 88H264V86H263ZM64 89V88H63ZM63 89H60L61 91L63 90ZM103 89V88H102ZM156 89V88H155ZM162 89V88H161ZM168 89V88H167ZM182 89V90H183ZM70 90L71 89H69V91H67V92H70ZM180 90V91H179ZM178 90V92H180V94L182 93V92H184V90L183 91H181V89H179ZM236 90V91H237ZM104 91V90H103ZM261 91H262V89H261ZM261 91H259V92H257L258 94L256 95H253V96H251V99H252V97H255L254 98V100H253V103H252V105L250 106V104H248L249 105V107L251 108V107H254L250 112H251V114L254 116V115H256V116H254V119L258 122V121H261L260 119H261V117L263 118L264 116H260V118H258L257 117V115H258V113H261V111L264 109L263 107H264V91L262 92V94L263 95H261ZM67 92H65L66 94H67ZM175 92H176V90H173V94H175ZM64 93V94H65ZM107 93V92H106ZM177 93V92H176ZM186 93V92H185ZM189 93V92H188ZM193 93V92H192ZM191 93V95L193 96L194 94H192ZM222 93H224V95H223V97H229V99H231V100H229L228 102H227V104H225L226 103V100H225V102L224 103H222L221 101H220V105L218 106V107H216V105H214L215 103H217V101H219L220 100V98H223V97H221V94ZM231 93H232V91H231ZM236 93V92H235ZM248 93V92H247ZM246 93V94H247ZM59 94V93H58ZM57 94V96H59ZM63 94V95H64ZM75 94H76V92H75ZM74 94V95H75ZM107 94H109V93H107ZM172 94V95H173ZM190 94V93H189ZM56 95V94H55ZM62 95V96H63ZM109 95H111V94H109ZM167 95H169V93L167 94ZM171 95V96H172ZM176 95V94H175ZM183 95V94H182ZM191 95H190V97H191ZM196 95H195V97H196ZM249 95V94H248ZM247 95V96H248ZM261 95V96H260ZM66 96V95H65ZM178 96V95H177ZM176 96V97H177ZM81 97H83V96H81ZM80 97V98H81ZM175 97V98H176ZM65 98V97H64ZM79 97L77 96V99H78ZM89 98V97H88ZM167 98H170V95H169V97H166V99ZM175 98H174V100H175ZM56 99V98H55ZM63 99V98H62ZM84 99H86V98H84ZM93 99V98H92ZM190 99H192V98H190ZM227 99V98H226ZM59 100H61V99H59ZM173 100V101H174ZM66 101V100H65ZM87 101H88V99H87ZM96 101V100H95ZM263 101V102H262ZM52 102V101H51ZM60 102V101H59ZM73 102H75V99H74V101L72 100V102L71 103H73ZM78 102V101H77ZM83 102V101H82ZM81 102V103H82ZM89 102V101H88ZM93 102V101H92ZM91 102V103H92ZM192 102V101H191ZM252 102V101H251ZM85 103V102H84ZM90 103V102H89ZM96 103V102H95ZM169 103V102H168ZM170 103H172L171 105H173V102L172 101H170ZM194 102H192V104H193ZM260 103H262V104H260ZM60 104V103H59ZM83 104V103H82ZM257 104H260V106L261 107H259L258 108V105ZM57 105V104H56ZM60 105H62V104H60ZM81 104H76V106L75 107H73L74 109H73V111H72V113L74 114H80V113H83V111L84 110H82V108H81V106H80ZM98 105V104H97ZM168 105V104H167ZM166 105V106H167ZM170 105V104H169ZM58 107H59V105H57ZM73 106H74V104H73ZM86 106V105H85ZM91 106H93L92 104L90 105L89 104V107H91ZM246 106V105H245ZM88 107V106H87ZM174 107V106H173ZM256 107V108H255ZM96 108V107H95ZM98 108V107H97ZM117 108V107H116ZM261 108V109H260ZM89 109V108H88ZM93 109V108H92ZM175 109V108H174ZM99 110H100V108H99ZM88 111V110H87ZM242 111V110H241ZM91 112V111H90ZM171 112V111H170ZM235 112V111H234ZM263 112V114H264V111H262ZM94 113V112H93ZM102 113V112H101ZM127 113V112H126ZM175 113H176V111H175ZM238 113V112H237ZM236 113V114H237ZM239 113H241L240 112V110H239ZM99 114V113H98ZM97 114V115H98ZM174 114V113H173ZM235 114V113H234ZM235 114V115H236ZM231 115V116H230ZM77 116V115H76ZM168 117H169V115H168ZM176 117V119L178 120V118L179 117H177V116H175ZM174 117V118H175ZM256 117H257V119H256ZM109 119H110V117H109ZM105 120V119H104ZM171 124L173 125V127H172V125L170 124L169 126H171L170 128H173V133H175L176 135H185L186 133H185V131L186 130H184V129H187V128H185V127H183L184 125H182V123L179 121V122H176L175 121V119H174V121H173V119L171 118ZM263 120H264V118H263ZM64 121V120H63ZM70 121V120H69ZM233 121V122H232ZM100 122V121H99ZM174 122V123H173ZM236 122V121H235ZM76 123V122H75ZM77 123H79V122H77ZM164 123V122H163ZM169 123V122H168ZM260 123H262V121L261 122H259L258 124H259V126H262V124L260 125ZM74 124V123H73ZM128 124V123H127ZM130 124V123H129ZM166 125H167V123H165ZM165 124L163 125L162 124V127L163 126H165ZM72 125V124H71ZM235 125V124H234ZM237 125V124H236ZM168 126V125H167ZM62 127H65V126H62ZM68 127V126H67ZM130 127V126H129ZM159 127V126H158ZM263 127V126H262ZM261 127V128H262ZM259 128V127H258ZM257 128V126H256V128H255V131L254 130H252V131H254V132H252L253 133V135H251L249 138H245V139H250L251 138V141H252V143L253 144H255L256 146H260V144H262V139H264V130H260V129H258ZM70 129V128H69ZM130 129V128H129ZM128 129V130H129ZM263 129H264V127H263ZM62 130V129H61ZM73 130H74V128H73ZM190 130V129H189ZM197 131H201V132H203V135L202 134H197V133H195V132H197ZM69 132V131H68ZM110 132V131H109ZM166 134H168L169 133V131H164ZM163 132V134H165ZM189 133V132H188ZM200 133V132H199ZM165 134V135H166ZM76 135V134H75ZM217 135L218 136H223V139H224V143L223 144H221V143H219V142H217L219 139H217ZM240 136V135H239ZM242 136V135H241ZM71 137V136H70ZM165 137V136H164ZM163 137V138H164ZM177 137H179V136H177ZM182 136H180V138H181ZM186 137V136H185ZM196 137V136H195ZM246 137V136H245ZM183 138H184V136H183ZM242 138V137H241ZM112 139V138H111ZM177 139V138H176ZM185 139V138H184ZM163 140V139H162ZM161 140V141H162ZM169 140V139H168ZM181 140V139H180ZM186 140V139H185ZM192 140V139H191ZM164 141V140H163ZM162 141V142H163ZM179 141V140H178ZM183 141V140H182ZM189 141V140H188ZM245 141V140H244ZM184 142V141H183ZM111 143V142H110ZM165 143V142H164ZM175 143H176V141H175ZM174 143V144H175ZM193 143V142H192ZM195 143H193L192 145H194ZM245 143V142H244ZM243 143V144H244ZM97 144V143H96ZM179 144V143H178ZM184 145L185 144H187V143H183ZM189 144V146L191 145V143H188ZM238 144V143H237ZM240 144V143H239ZM264 144V143H263ZM69 145V144H68ZM74 146V145H73ZM172 146V145H171ZM186 146V145H185ZM188 145H187V147H189ZM195 146V145H194ZM220 146H221V150L223 151V152H220ZM245 146V145H244ZM256 146H255V148H256ZM176 147V146H175ZM249 147H250V145H249ZM261 147H263L262 145H261ZM89 148V147H88ZM181 148H182V146H181ZM181 148H180V150H181ZM184 148V147H183ZM193 148H195V147H192V149ZM195 148V149H196ZM244 148V147H243ZM246 148V147H245ZM258 148V147H257ZM93 149V148H92ZM167 149V148H166ZM179 149V148H178ZM185 149V148H184ZM191 149V150H192ZM229 149V148H228ZM250 149H251V151H250ZM250 149H245V151H244V156L243 155H241V156H243V159H245V158H247V157H249V155H250V157L252 156V154L254 155V153L256 154V151L255 152H253V147L252 148H250ZM260 149V148H259ZM76 150V149H75ZM87 150H89V149H87ZM188 150V149H187ZM186 150V151H187ZM237 150V149H236ZM242 150V149H241ZM178 151V150H177ZM184 152H185V150H183ZM189 151V150H188ZM196 151H197V149H196ZM239 151V150H238ZM73 152H74V150H73ZM93 152V151H92ZM180 152V151H179ZM202 152V153H203ZM253 152V153H252ZM84 153V152H83ZM87 153V152H86ZM182 153V155H183V152H181ZM187 153V152H186ZM189 153V152H188ZM191 153V152H190ZM202 153H200V154H202ZM240 154H242L241 152H239ZM259 153V152H258ZM264 152H262V154H263ZM73 154H75V153H73ZM180 154V153H179ZM196 154V153H195ZM200 154H198V155H200ZM229 154V153H228ZM240 154H239V156H240ZM175 155V154H174ZM185 155V154H184ZM193 155V154H192ZM74 156V155H73ZM76 156V155H75ZM186 156H190V154H188V155H186ZM195 156V155H194ZM193 156V157H194ZM208 156V157H207ZM219 156H221V157H219ZM240 156V157H241ZM184 157V156H183ZM254 157V156H253ZM256 157V156H255ZM188 158V157H187ZM197 158V157H196ZM205 158V157H204ZM203 158V159H204ZM252 158V157H251ZM262 158V157H261ZM74 159V158H73ZM190 159H192V157H190ZM194 159V158H193ZM201 159V158H200ZM220 159V160H219ZM241 159V158H240ZM239 159V160H240ZM243 159H241L240 161H242ZM188 160V159H187ZM217 160V161H216ZM219 160V161H218ZM221 160L222 161H224V162H221ZM247 160V159H246ZM250 160V159H249ZM249 160H247V161H249ZM175 161H178V160H176L175 159ZM197 161V160H196ZM236 161V160H235ZM246 161V162H247ZM263 160H261V162H262ZM70 162V161H69ZM69 162H67V163H69ZM185 162H186V160H185ZM204 162V161H203ZM208 162V161H207ZM243 162V161H242ZM246 162H244V163H246ZM71 163V162H70ZM77 163V162H76ZM200 164L202 163V160L199 162ZM243 163V164H244ZM256 163V162H255ZM258 163H260L259 162V160H258ZM257 163V164H258ZM75 164V163H74ZM85 164V163H84ZM165 164V163H164ZM195 165V166H198L197 168H199L201 165ZM208 164V163H207ZM206 164V165H207ZM212 164H210V165H212ZM234 164V165H233ZM240 164V163H239ZM248 164V163H247ZM247 164H245V165H247ZM254 164V163H253ZM105 165V164H104ZM229 165V166H228ZM241 165V164H240ZM261 165V164H260ZM167 166V165H166ZM179 166V165H178ZM194 166V167H195ZM209 165H207V167H208ZM217 166V165H216ZM215 166V167H216ZM247 166H249V165H247ZM251 166V165H250ZM253 166V165H252ZM251 166V167H252ZM257 166V165H256ZM105 167V166H104ZM113 167V166H112ZM176 167V166H175ZM174 167V168H175ZM183 167H184V164H183ZM183 167H181L182 169H183ZM210 167V166H209ZM241 167V166H240ZM242 167H244V165L242 166ZM242 167H241V169H242ZM253 167H255V166H253ZM69 168V167H68ZM74 168V167H73ZM97 168V167H96ZM103 168V167H102ZM196 168V167H195ZM201 168V167H200ZM205 168V167H204ZM203 168V169H204ZM210 168H212V166L210 167ZM210 168H205V170H210V172H211V169ZM221 168V167H220ZM224 168V167H223ZM233 168H235V167H233ZM52 169V168H51ZM65 169V168H64ZM98 169H100V168H98ZM106 169V168H105ZM109 168H107V170H108ZM111 169H113V168H111ZM202 169V168H201ZM214 169H216V168H214ZM236 169V171H237V167L235 168ZM235 169H234V171H235ZM251 170H254L253 168H250ZM250 169H248V170H246L247 172L250 170ZM261 169V168H260ZM260 169H258V170H260ZM181 170V169H180ZM192 170V169H191ZM198 170H200V169H198ZM213 170V169H212ZM231 170H233V169H231ZM230 170V171H231ZM238 170H240V168L238 169ZM78 171V170H77ZM185 171H187L186 169H185ZM197 171V170H196ZM202 171V170H201ZM241 171V170H240ZM244 171H245V169H244ZM45 172V171H44ZM65 172V171H64ZM69 172V171H68ZM82 172V171H81ZM181 172V171H180ZM190 172V171H189ZM194 172V171H193ZM209 172V171H208ZM215 172H216V170H215ZM242 173H244L243 172V169H242V171H241ZM67 173V172H66ZM79 173V172H78ZM86 173H87V175H89V176H91V178L93 179H95V181L97 180V178L98 177H101V176H99V171L97 170V169H94L93 167L92 168H88V166H87V169H86ZM103 173V172H102ZM196 173V172H195ZM199 173V174H198ZM223 173H226V172H223ZM229 174H230V172H228ZM232 173L233 172H231V175H232ZM237 174L239 173V171H237L236 172ZM250 173V172H249ZM251 173H252V171H251ZM36 174V173H35ZM180 174V173H179ZM182 174V173H181ZM187 174H189V173H187ZM210 174H213V172L212 173H206V174H204V171L203 172H197L196 173V175L194 176L195 177V180L197 181V180H199V176H201L200 178H204V179H207V181L210 179L211 181H213V180H215V178H213V176L212 175H210ZM237 174H236V176H237ZM240 174V173H239ZM86 175V176H87ZM185 174H183V177L185 178V177H187V175L186 176H184ZM190 175V174H189ZM192 175V174H191ZM214 175H216V174H214ZM226 175V174H225ZM230 175V176H231ZM234 175V174H233ZM240 175H242V174H240ZM248 175V174H247ZM252 175H254L253 173H252ZM37 176V175H36ZM47 176V175H46ZM67 176V175H66ZM69 176V175H68ZM67 176V177H68ZM72 176V175H71ZM177 176H179V175H177ZM181 176V175H180ZM212 176V177H211ZM229 176V175H228ZM229 176V177H230ZM236 176H233V177H230V179L232 180V181H234V182H237V180L239 181V179L238 178H236ZM249 176V175H248ZM38 177V176H37ZM52 177V176H51ZM61 177V176H60ZM190 177V176H189ZM193 177V178H194ZM198 177V178H197ZM220 177H224V176H220ZM219 177V178H220ZM234 177H235V179H236V181H235V179H234ZM243 177V175L242 176H240V179ZM252 177H254V176H252ZM69 178V177H68ZM88 178V177H87ZM87 178H85V179H87ZM174 178H175V175H174ZM181 178V177H180ZM180 178H178L177 177V179H176V181H177V183H179V181L178 180H180ZM188 178V177H187ZM244 178H246V177H244ZM251 178V177H250ZM84 179V178H83ZM91 179V180H92ZM172 179V178H171ZM227 179H228V177H227ZM102 180H103V178H101V183H102ZM184 180V179H183ZM189 180V179H188ZM194 179H192V181H193ZM194 180V182H196ZM218 180V179H217ZM220 180H222V179H220ZM84 181V180H83ZM82 181V182H83ZM89 181V180H88ZM171 181H173V180H171ZM174 181H175V179H174ZM185 181H187V180H185ZM184 181V182H185ZM203 181H205V180H203ZM247 181V180H246ZM246 181H243V184H244V182H246ZM86 182V181H85ZM92 182V181H91ZM94 182V181H93ZM99 182V181H98ZM169 182V181H168ZM180 182H182V181H180ZM189 182H191L190 180H189ZM199 181H197V183H198ZM214 182V181H213ZM233 182V183H234ZM241 182V181H240ZM60 183V182H59ZM96 184H97V181L95 182ZM170 183V182H169ZM172 183V182H171ZM176 182H174V183H172V184H175ZM176 183V184H177ZM205 183V182H204ZM82 184H84V183H82ZM105 184V183H104ZM180 184V183H179ZM183 184V183H182ZM181 184V185H182ZM187 184V183H186ZM194 184V183H193ZM196 184V183H195ZM202 184V183H201ZM200 184V185H201ZM209 184V183H208ZM215 184V183H214ZM236 184V183H235ZM239 184V183H238ZM242 184V183H241ZM242 184V185H243ZM256 184V183H255ZM259 184V183H258ZM184 185V184H183ZM209 185H211V184H209ZM218 185V184H217ZM217 185H215V186H217ZM89 186V185H88ZM91 186V185H90ZM105 186V185H104ZM177 186H179V185H177ZM190 186H192V185H190ZM212 186V185H211ZM222 186V185H221ZM101 187V186H100ZM106 187V186H105ZM109 187V185L105 188V190H107V188ZM180 187V186H179ZM182 187V186H181ZM187 187H188V185H187ZM186 187V185H185V188H187ZM197 187V186H196ZM213 187H214V185H213ZM109 188H111V187H109ZM192 188V187H191ZM190 188V189H191ZM212 188V187H211ZM214 188H216V187H214ZM95 190H96V186H95V188H94ZM188 189H189V187H188ZM188 189H186V190H188ZM193 189H194V185H193ZM213 189V188H212ZM81 190V189H80ZM79 190V191H80ZM97 190H99V189H97ZM101 190V189H100ZM63 191H65V190H63ZM72 191H75V190H72ZM86 191V190H85ZM103 191V190H102ZM189 191V190H188ZM231 191H233V190H231ZM236 191V190H235ZM234 191V192H235ZM98 192H100V191H98ZM104 192V194H105V191H103ZM191 192H193V191H191ZM64 193V192H63ZM73 193V192H72ZM71 193V194H72ZM81 193H82V191H81ZM80 193V194H81ZM85 193H87V194H89L88 192H85ZM102 193V192H101ZM100 193V194H101ZM233 193V192H232ZM246 193V192H245ZM65 194H67V192L65 193ZM69 194V193H68ZM80 194H79V196H80ZM83 195H84V193H82ZM81 194V196L83 197V195ZM94 194H95V191H94ZM103 194V195H104ZM155 194H156V192H155ZM228 194H230V193H228ZM236 194H237V192H236ZM238 194H239V192H238ZM244 194V193H243ZM242 194V195H243ZM77 195V194H76ZM76 195H74L75 197H76ZM97 195V194H96ZM93 195L92 194V198H93V202L97 205L98 203L101 205V203L103 202V201H105V200H102V197H101V195ZM102 195V196H103ZM42 196H43V194H42ZM66 196H69V195H66ZM73 196V195H72ZM78 196V195H77ZM85 196H86V194H85ZM153 196V195H152ZM154 196H156V195H154ZM162 196V195H161ZM167 196V195H166ZM231 196V195H230ZM247 196H248V194H247ZM74 197V198H75ZM81 197V198H82ZM90 197V198H91ZM150 197V196H149ZM158 197H160V195H158ZM165 197V196H164ZM77 198V197H76ZM87 197H84V199L85 200H87L86 199ZM90 198H88V199H90ZM67 199V198H66ZM71 199V198H70ZM69 199V200H70ZM83 199V201L86 203H83V206H85V205H87V203L89 202V201H91V200H89V201H85ZM150 199V198H149ZM161 199V198H160ZM168 199V198H167ZM73 201H74V199H72ZM72 200L71 201H67V202H72ZM76 200H78V199H76ZM75 200V202H72L73 203V208H70V207H68L67 208V210L70 208L71 210L72 209H75V210H78V208L80 207L79 205L81 204V202H77ZM111 200V199H110ZM161 200H163V199H161ZM149 201V200H148ZM152 201V200H151ZM246 201V203H247V200H245ZM52 202V201H51ZM77 202V203H76ZM106 203H107V201H105ZM105 202H103V203H105ZM165 202V201H164ZM244 202V201H243ZM243 202H241L242 204V212H243V216L241 217V218H237L236 220H234L232 223H228L227 222V224L225 225H222L221 224V226H219L216 222L214 223L213 222V224L212 225H207V227L205 228V225L204 224H201L200 222H198L197 224H201L203 227H202V230H203V233L204 232H206V234H207V237L209 236V235H211V232L212 233H214V231H215V233L216 232H218V234H220L221 235V237H223V238H229L230 237V240H238L239 238H242L240 235V229H241V227H242V229H243V226L247 223V222H250L253 218H254V215H253V217H252V215H251V217H252V219H250V221H248L249 220V218H251L250 216L248 217V211H246V206L245 205H243ZM54 203H56V202H54ZM53 203V206L55 205ZM70 203H68V204H70ZM75 203V204H74ZM79 203V204H78ZM146 203V202H145ZM44 204V203H43ZM52 204V203H51ZM50 204V205H51ZM57 204V203H56ZM67 203L65 204H59L58 203V205H56L55 206V210H53L54 212H52V211H49V213H48V217L46 216H44L42 219H43V221L42 222H38V224L39 225H41V227L39 228V230L41 231V232H45L46 234H49L50 236V238H49V240L50 241H55V243L59 240V238L61 237V236H59L58 237V235H60V234H57V232H55L56 231V229H58V228H61V224H59L60 222L59 221H61L62 219H64V217H65V206H67L68 205ZM85 204V205H84ZM89 204V203H88ZM90 204H92L91 202H90ZM95 204H94V206H95ZM98 204V205H99ZM149 204H150V202H149ZM157 204V203H156ZM191 204H192V202H191ZM244 204H245V202H244ZM39 205V204H38ZM62 205H65V206H62ZM152 205V204H151ZM158 205H159V203H158ZM165 205V204H164ZM239 205V204H238ZM241 205H239L240 207H241ZM260 205V204H259ZM261 205H263V204H261ZM260 205V206H261ZM82 206V205H81ZM169 206V205H168ZM193 206V205H192ZM43 207V206H42ZM48 206L46 205V207L45 208H47ZM92 207V206H91ZM103 207V206H102ZM101 207V208H102ZM38 208V207H37ZM48 208H53V207H48ZM83 208V207H82ZM88 208V207H87ZM105 208V207H104ZM156 208V207H155ZM164 208V207H163ZM167 208V207H166ZM260 209L261 208H264V206L263 207H259ZM44 209V208H43ZM86 209V208H85ZM90 209V208H89ZM88 209V210H89ZM103 209V208H102ZM152 209V208H151ZM255 209V208H254ZM40 210H41V207H40ZM49 210V209H48ZM96 210H98V212L97 213H99V210H100V207H99V209L97 208ZM161 210V209H160ZM249 210V209H248ZM72 211H74V210H72ZM71 211V212H72ZM79 211V210H78ZM80 211H83V210H80ZM86 211V210H85ZM90 211V210H89ZM88 211V212H89ZM94 211V210H93ZM107 210L105 209V212H106ZM146 211V210H145ZM156 211H158V210H156ZM224 211V210H223ZM258 211V210H257ZM41 212V211H40ZM64 212V213H63ZM69 213H70V211H68ZM74 212H76V211H74ZM87 212V211H86ZM108 212V211H107ZM107 212L105 213V214H103V211H102V214L101 213H99L100 214V220L98 219L99 217H97L96 215H98V214H96L95 216H96V218L99 220V221H97V222H95V224L96 223H98L97 225H98V228H102V229H100L99 230V232L97 231V232H95L96 233V235L98 236H95L96 238H99V240H104V241H106V240H109V237H110V239H112V238H114V237H116V236H118L119 235V232L116 234L115 233V231H114V235H113V237H112V235H107V231H108V226L107 225H105V223L104 224H102L104 221L103 220H106L107 221V223H108V219H107V216H104L105 218H103V219H101V215H108L109 213H110V211H109V213L107 214ZM150 212H151V210H150ZM149 212V213H150ZM165 212V211H164ZM167 212V211H166ZM165 212V213H166ZM28 213V212H27ZM50 213H53V214H51L50 215ZM89 213H92V212H89ZM157 213V212H156ZM162 213V212H161ZM164 213V214H165ZM175 213V212H174ZM177 213V212H176ZM180 213V212H179ZM257 213V212H256ZM259 213V212H258ZM258 213L255 215L256 217H258L259 218V215H258ZM263 213H264V211H263ZM17 214V213H16ZM36 214H38V212L36 213ZM155 214V213H154ZM163 214V213H162ZM169 214V213H168ZM260 214V213H259ZM41 215H42V213H41ZM46 215V214H45ZM74 215V214H73ZM79 215V214H78ZM84 215V214H83ZM149 215V214H148ZM158 215V214H157ZM171 215H173L172 214V212H171ZM223 215V214H222ZM239 215H240V213H239ZM67 216V215H66ZM94 216V217H95ZM150 217H152L151 216V214L149 215ZM156 216V215H155ZM162 216V215H161ZM175 216H177V215H175ZM178 216H179V214H178ZM262 215L260 214V219L264 216V214H263V216L261 217ZM39 217L41 218V216L39 215ZM93 217V218H94ZM109 217H111V216H108V218ZM112 217H113V215H112ZM139 217V216H138ZM158 217V216H157ZM174 217V216H173ZM172 217V218H173ZM181 217V216H180ZM219 217H221V216H219ZM218 217V218H219ZM39 218V219H40ZM90 218V217H89ZM92 218V219H93ZM96 218H94V219H96ZM144 218V217H143ZM162 218V217H161ZM176 218V217H175ZM175 218H174V221H170V224H171V230H169L170 229V227L168 228V231H167V233L169 232V231H172V228L174 227V229H173V231L172 232H170L171 234H174V230L176 229V230H178L177 228L180 226H186V228L188 227V225L190 226V224L188 223V225H187V223L186 224H181V223H178L179 221H177L178 220V218H177V220H175ZM208 218V217H207ZM223 218V217H222ZM229 218V217H228ZM41 219V220H42ZM87 219V218H86ZM147 219H150L149 217L147 218ZM153 220H154V218H152ZM160 219V218H159ZM171 219V218H170ZM180 219V218H179ZM203 219V218H202ZM209 219V218H208ZM226 219V218H225ZM260 219H258V220H260ZM22 220V219H21ZM71 220H73V219H71ZM109 220H111L110 218H109ZM166 220H168V219H166ZM172 220V219H171ZM185 219H183V221H184ZM190 220V219H189ZM219 221H220V219H218ZM257 220V219H256ZM264 220V219H263ZM136 221L138 222V220L136 219ZM191 221V220H190ZM197 221V220H196ZM200 221V220H199ZM202 221H204V220H202ZM215 221V220H214ZM254 221V220H253ZM262 221V220H261ZM100 222H102V223H100ZM110 222V221H109ZM154 222V221H153ZM163 222H164V220H163ZM193 222V221H192ZM252 222V221H251ZM250 222V223H251ZM32 223V222H31ZM139 223V222H138ZM138 223H136V224H138ZM154 223H157V221L156 222H154ZM166 223H168V222H166ZM203 223V222H202ZM205 223V222H204ZM212 223V222H211ZM222 223V222H221ZM256 222H254V225H256L255 224ZM257 223L261 226L262 224H260L258 221H257ZM262 223H263V221H262ZM20 224V223H19ZM59 224V227L57 226ZM77 224H79V222L77 223ZM83 224V223H82ZM145 224H147V223H145ZM148 224H150V223H148ZM151 224H152V221H151ZM162 224V223H161ZM181 224V225H180ZM196 223H194V224H192V225H195ZM195 225L194 227H195V229H197V230H201V227L199 226V225ZM209 224V223H208ZM252 224V223H251ZM251 224H249V226H252ZM24 225V224H23ZM22 225V226H23ZM26 225V224H25ZM84 225V224H83ZM102 225V226H101ZM130 225H132V224H130ZM140 225V224H139ZM153 225V224H152ZM163 225V224H162ZM165 225V224H164ZM163 225V226H164ZM172 225H173V227H172ZM57 226V228L55 229V227ZM66 226V225H65ZM71 226V225H70ZM100 226V227H99ZM106 226H107V228H106ZM147 226V225H146ZM154 226V225H153ZM20 227H21V224H20ZM19 227V228H20ZM25 227V226H24ZM39 227V226H38ZM78 227V226H77ZM95 227V226H94ZM126 226H124L123 228L122 227H120V228H122V229H124ZM128 227H129V225H128ZM127 227V228H128ZM137 227V229H138V227L139 226H136ZM140 227H142V226H140ZM167 227V226H166ZM253 227H255V226H253ZM71 228V227H70ZM75 228V227H74ZM93 228V227H92ZM130 228H131V226H130ZM143 228V227H142ZM150 228V227H149ZM153 228V227H152ZM154 228H157V227H154ZM159 228L161 229V227H159V225H158V231H159ZM163 228V227H162ZM185 228V229H186ZM248 228H250V227H248ZM252 228V227H251ZM261 228V227H260ZM36 229V228H35ZM78 229V228H77ZM80 229V228H79ZM121 229V230H122ZM134 229H135V227H134ZM166 229V228H165ZM194 229V228H193ZM22 230V229H21ZM38 230V229H37ZM82 230V229H81ZM107 230V231H106ZM113 230V229H112ZM126 230V229H125ZM124 230V231H125ZM129 230V229H128ZM140 230H143V229H140ZM146 230H147V232H149L148 230L149 229H147L146 228ZM156 230V229H155ZM180 230V229H179ZM190 230H191V228H190ZM196 230V231H197ZM245 230H246V228H245ZM248 231H249V229H247ZM35 231V230H34ZM69 231V230H68ZM72 231V230H71ZM76 231V230H75ZM85 231V230H84ZM110 231V230H109ZM127 231V230H126ZM130 231H134V230H130ZM153 230H151V232H152ZM163 231V230H162ZM166 231V230H165ZM262 231V234H263V230H261ZM59 232V231H58ZM67 232V231H66ZM91 232V231H90ZM117 232V231H116ZM120 232H122V231H120ZM128 232V231H127ZM164 232V231H163ZM177 231H175V233H176ZM180 232V231H179ZM182 232V231H181ZM190 232V231H189ZM192 233H193V235H195L196 233H194V231H191ZM201 233H202V231H200ZM199 232V233H200ZM254 232V231H253ZM16 233V232H15ZM81 233V232H80ZM94 233V234H95ZM124 233V232H123ZM134 233H135V231H134ZM139 233H141V231L139 232ZM144 233V232H143ZM155 233H156V231H155ZM178 233V232H177ZM176 233V234H177ZM250 233V232H249ZM248 233V234H249ZM255 233V232H254ZM8 234V233H7ZM27 234V233H26ZM37 234H38V232H37ZM39 234H40V232H39ZM38 234V235H39ZM46 234H44V235H46ZM70 234V233H69ZM113 234V233H112ZM125 234V233H124ZM132 234V233H131ZM131 234H129L128 233V236L129 235H131ZM152 234V233H151ZM153 234H154V232H153ZM152 234V235H153ZM169 234V233H168ZM182 234V233H181ZM244 234V233H243ZM261 234V235H262ZM16 235V234H15ZM63 235V234H62ZM73 235V234H72ZM71 235V236H72ZM83 235H84V233H83ZM121 236H123L122 235V233L120 234ZM157 235H160V234H157ZM202 235V234H201ZM203 235H205V234H203ZM260 235V236H261ZM8 236V235H7ZM126 236V235H125ZM136 236V235H135ZM134 236V237H135ZM140 236V235H139ZM143 236V235H142ZM140 237L142 240L143 239H145L146 238V236L144 237ZM147 236H149V235H147ZM155 236V235H154ZM164 236V235H163ZM162 236V237H163ZM168 236V235H167ZM176 236V235H175ZM218 236V235H217ZM44 237V236H43ZM77 237V236H76ZM127 237V236H126ZM219 237V236H218ZM249 237V236H248ZM263 238H264V234H263V236H262ZM42 238V237H41ZM92 238H94V237H92ZM118 237H116V239H113V240H109V245H111V243H113L111 246H110V250H109V252H107L105 255L106 256H108L107 254L109 253V256L107 257L108 259H109V257L111 258V259H109V261L108 260H103L102 261V258H101V261L104 263V264H107L108 262H112L113 264L114 263H116V264H118V263H121V264H123V262L124 261H122L121 262V260H120V258L122 259V257H123V255H118L117 254V251H116V244L118 243L117 242V239ZM129 239H130V236L128 237ZM138 238V237H137ZM152 238V237H151ZM156 238V237H155ZM168 238V237H167ZM175 238V237H174ZM180 238V237H179ZM263 238H262V241H263ZM69 239V238H68ZM68 239H66L67 241H68ZM75 239H77V238H75ZM119 239H120V236H119ZM125 239V238H124ZM124 239H122V240H124ZM131 239H132V235H131ZM140 239V240H141ZM149 239H150V237H149ZM175 239H178L177 237L175 238ZM221 239V238H220ZM45 240V239H44ZM84 240V239H83ZM82 240V241H83ZM88 240V239H87ZM116 240V241H115ZM146 240H147V238H146ZM158 240V239H157ZM184 240V239H183ZM202 240H203V238H202ZM206 240V239H205ZM222 240V239H221ZM240 240H243V239H239V241ZM260 240V239H259ZM71 241V240H70ZM81 241V242H82ZM120 241V240H119ZM130 241V240H129ZM137 241V240H136ZM175 241V240H174ZM182 241V240H181ZM204 241V240H203ZM223 241L225 242V240L223 239ZM233 241V242H234ZM244 241V240H243ZM84 242V241H83ZM93 242H95V241H92V244H96L97 245V243L95 242V243H93ZM107 242V241H106ZM115 242V243H114ZM117 242V243H116ZM124 241H122L121 243H123ZM148 242V241H147ZM147 242H146V244H147ZM173 242V241H172ZM224 242H222V243H224ZM228 241H226V243H227ZM233 242H231L232 244H233ZM249 242V241H248ZM248 242H246V244L248 243ZM261 242V241H260ZM264 242V241H263ZM66 243H68V242H66ZM87 243H89V241L87 242ZM87 243H85L86 245H87ZM131 243V242H130ZM140 244H142L141 242H139ZM138 243V244H139ZM152 243V242H151ZM168 243H169V241H168ZM184 243V242H183ZM242 243V242H241ZM244 243V242H243ZM33 244V243H32ZM35 244V243H34ZM33 244V245H34ZM49 244H50V242H49ZM53 244L54 243H52V247H54L55 248V244H54V246H53ZM90 244H91V242H90ZM99 244V243H98ZM105 244V243H104ZM137 244V245H138ZM171 244H173V243H171ZM228 244V243H227ZM249 244V243H248ZM263 244V243H262ZM36 245V244H35ZM57 245H59V244H57ZM108 245V246H109ZM120 245V244H119ZM119 245H117V246H119ZM121 245H123V244H121ZM125 245H127V244H125ZM136 244L135 245H133V242L129 245H127L128 247H130V246H132V249L134 248V246H137ZM150 245V244H149ZM210 245V244H209ZM208 245V246H209ZM226 245V244H225ZM235 246H236V244H234ZM31 246V245H30ZM89 247H93V246H91V245H88ZM88 246H83V248H87ZM98 246V245H97ZM96 246V247H97ZM113 246L115 247V250H114V248H113ZM139 246H141V245H139ZM167 246V245H166ZM217 247H218V245H216ZM229 246V245H228ZM234 246V247H235ZM258 246V245H257ZM34 247V246H33ZM32 247V248H33ZM120 247V246H119ZM124 247V246H123ZM212 247V246H211ZM214 247V246H213ZM212 247V248H213ZM217 247H214V249L216 248V250H217ZM222 247V246H221ZM234 247H233V249H234ZM243 247V246H242ZM47 248V247H46ZM66 248V247H65ZM72 248V247H71ZM131 248V247H130ZM168 248V247H167ZM170 248V247H169ZM172 248H174V247H172ZM264 248V247H263ZM34 249V248H33ZM53 249V248H52ZM69 249V248H68ZM76 249V248H75ZM81 249V248H80ZM90 249V248H89ZM93 249V248H92ZM123 249V248H122ZM220 249V248H219ZM29 250V249H28ZM32 250V249H31ZM86 250H88V249H86ZM120 250V249H119ZM142 250V249H141ZM140 250V251H141ZM148 250H150V249H148ZM212 251H214L213 249H211ZM40 251H41V249H40ZM44 251H45V249H44ZM46 251H48L47 249H46ZM54 251V250H53ZM89 251V250H88ZM88 251H85L86 253H88ZM92 251V250H91ZM105 251V250H104ZM122 251V250H121ZM131 251V250H130ZM136 251H138V247H137V250ZM143 251V250H142ZM263 251V250H262ZM37 252V251H36ZM39 252V251H38ZM52 252V251H51ZM55 252H56V248H55ZM62 252V251H61ZM80 252H81V250H80ZM123 252V251H122ZM122 252H120V253H122ZM133 253L132 254H134V251H132ZM156 252V251H155ZM105 253V252H104ZM104 253H103V256H104ZM111 253V254H110ZM113 253H115V254H117L115 257H114V254ZM239 253V252H238ZM261 253V252H260ZM40 254V253H39ZM45 254V253H44ZM53 254V253H52ZM81 254V253H80ZM79 254V255H80ZM94 254V253H93ZM100 254V253H99ZM130 254V253H129ZM152 254V253H151ZM156 254V253H155ZM195 254H197L196 252H195ZM262 254V253H261ZM260 254V255H261ZM41 255H42V253H41ZM46 255V254H45ZM98 255V254H97ZM128 255V254H127ZM183 255V254H182ZM182 255H181V257H182ZM241 255H242V253H241ZM240 255V256H241ZM55 258H56V254L55 255H53ZM60 256H61V254H60ZM67 256V255H66ZM95 256V254L94 255H92V257H94ZM105 256V257H106ZM119 257V256H121V257H119V260L118 261H116L118 258H116V257ZM128 256H131V254L130 255H128ZM196 256V255H195ZM254 256V255H253ZM41 257V256H40ZM48 257V256H47ZM52 257V256H51ZM50 257V258H51ZM58 257V256H57ZM65 257V256H64ZM72 257V256H71ZM97 257V256H96ZM114 257V258H113ZM132 257V256H131ZM130 257V262H132L131 261V259L133 260V258H131ZM137 257V256H136ZM243 257H244V255H243ZM242 257V258H243ZM247 257V256H246ZM264 257V256H263ZM43 258V257H42ZM68 258V257H67ZM70 258V257H69ZM89 258H90V254H89ZM116 258V259H115ZM127 258V257H126ZM158 258V257H157ZM164 258V257H163ZM233 258H234V255H233ZM245 258V257H244ZM243 258V259H244ZM46 259V258H45ZM53 259V258H52ZM94 259V258H93ZM99 259V258H98ZM106 259V258H105ZM115 260V262H114V260ZM135 259V258H134ZM182 259H184V258H182ZM235 259V258H234ZM242 259V260H243ZM259 259H260V257H259ZM43 260H44V258H43ZM92 260V259H91ZM112 260V261H111ZM156 260V259H155ZM184 260H186V259H184ZM47 261V260H46ZM54 261V260H53ZM57 261V260H56ZM59 261V260H58ZM64 261V260H63ZM66 261V260H65ZM105 261H107V263L105 262ZM141 261V260H140ZM163 261V259L161 260V262ZM233 261V260H232ZM247 261H249L248 259L246 260V262ZM258 261H261V260H258ZM264 261V260H263ZM69 262H72V261H70L69 260ZM68 262V263H69ZM91 262H93V261H91ZM99 262V261H98ZM102 262H100V264L102 263ZM144 262V261H143ZM160 262V261H159ZM166 262V261H165ZM164 262V264H166ZM44 263V262H43ZM47 263V262H46ZM54 263V262H53ZM89 263V262H88ZM110 263H108V264H110ZM111 263V264H112ZM126 262H124V264H125ZM132 263H134V262H132ZM136 263H137V261H136ZM147 263V262H146ZM154 263V262H153ZM157 263V262H156ZM163 263V262H162ZM162 263H160V264H162ZM186 263V262H185ZM194 263V262H193ZM192 263V264H193ZM237 263V262H236ZM251 263V262H250ZM256 263V262H255ZM91 264H93V263H91ZM96 264V263H95ZM98 264V263H97ZM126 264H131V263H126ZM139 264V263H138ZM187 264V263H186ZM191 264V263H190ZM197 264H199V263H197ZM239 264H241L240 262H239ZM260 264H262L261 262H260Z\"/></svg>", "mask_w": 264, "mask_h": 264}]
</instances>
